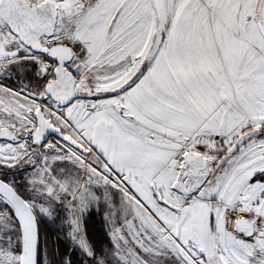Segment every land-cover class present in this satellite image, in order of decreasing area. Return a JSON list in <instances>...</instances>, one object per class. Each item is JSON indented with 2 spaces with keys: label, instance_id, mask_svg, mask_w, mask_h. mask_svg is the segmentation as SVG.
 <instances>
[{
  "label": "snow or ice",
  "instance_id": "snow-or-ice-1",
  "mask_svg": "<svg viewBox=\"0 0 264 264\" xmlns=\"http://www.w3.org/2000/svg\"><path fill=\"white\" fill-rule=\"evenodd\" d=\"M77 255L264 264V0H0V264Z\"/></svg>",
  "mask_w": 264,
  "mask_h": 264
},
{
  "label": "trees",
  "instance_id": "trees-1",
  "mask_svg": "<svg viewBox=\"0 0 264 264\" xmlns=\"http://www.w3.org/2000/svg\"><path fill=\"white\" fill-rule=\"evenodd\" d=\"M88 232H89V238L94 242L96 243V240H97V234H98V231L95 229L96 228V223H95V217H92L88 220ZM49 232H51V229H49ZM61 251L63 252V248L61 249ZM74 260L77 261V264H78V261H79V256H75L74 257Z\"/></svg>",
  "mask_w": 264,
  "mask_h": 264
},
{
  "label": "rangeland",
  "instance_id": "rangeland-1",
  "mask_svg": "<svg viewBox=\"0 0 264 264\" xmlns=\"http://www.w3.org/2000/svg\"><path fill=\"white\" fill-rule=\"evenodd\" d=\"M100 211L102 212L103 209H100ZM93 217H95V223H96V228L95 229L98 231L96 245L98 247H101L106 242L105 240L102 239V236H103V225L101 223L102 216L94 214Z\"/></svg>",
  "mask_w": 264,
  "mask_h": 264
}]
</instances>
